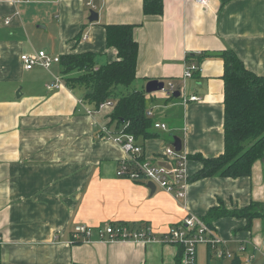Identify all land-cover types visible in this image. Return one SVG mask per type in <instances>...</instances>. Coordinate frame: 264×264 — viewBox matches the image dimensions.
Here are the masks:
<instances>
[{
  "label": "crops",
  "instance_id": "crops-1",
  "mask_svg": "<svg viewBox=\"0 0 264 264\" xmlns=\"http://www.w3.org/2000/svg\"><path fill=\"white\" fill-rule=\"evenodd\" d=\"M144 2L0 0V264H174L178 243L163 236L186 216L201 218L219 203L234 209L264 202L262 162L251 177L192 180L202 167L194 155L216 157L224 151L220 54L232 49L247 68L264 74V0H209L207 5L162 0L160 15H146ZM92 10L97 21L89 20ZM108 24L135 26L136 81L185 82V91L201 97L160 102L165 113L152 117L169 125V132L138 140L143 158L163 163L164 147L172 137L181 138L189 180L182 198L160 186L152 193L147 183L117 175L126 153L109 133L122 127L109 125L112 106L97 110L84 99L87 89L67 85L66 78L79 72L63 73L60 62L27 70L20 59L42 49L54 56L94 52L98 68L118 57L106 43ZM189 61L199 69L184 78ZM56 77L59 87H53ZM154 98L147 94V100ZM109 223L134 228L147 223L155 240L102 239L99 229ZM77 224L90 226L91 234L74 236ZM245 225L243 218L214 221L219 248L234 255L219 258L200 244L197 264L201 249L207 264H230L237 255L243 262L250 252L254 264H264V220L255 219L251 230ZM242 245L247 252H239Z\"/></svg>",
  "mask_w": 264,
  "mask_h": 264
},
{
  "label": "trees",
  "instance_id": "trees-1",
  "mask_svg": "<svg viewBox=\"0 0 264 264\" xmlns=\"http://www.w3.org/2000/svg\"><path fill=\"white\" fill-rule=\"evenodd\" d=\"M143 10L146 15H160L163 13V2L145 0ZM105 29L106 43L116 49L117 59L96 68L94 52L63 54L60 56L63 73L79 72L77 76L67 77L66 83L70 88L87 89L84 99L97 110L101 104L111 101L110 127L113 124L115 129L123 127L137 140L155 138L159 132L153 129V117L147 115L148 93L133 85L137 78L139 52V43L134 38L135 26L108 24ZM201 55L209 57L215 54ZM220 56L224 60V151L216 157L194 155L202 167L192 176V180L215 176L251 177L255 164L264 163V74L247 68L232 49H227ZM167 98L175 97L171 95ZM126 123L129 124L125 128ZM225 217L246 219L244 229L251 230L255 219L264 220V202L252 200L250 204L234 209L219 203L201 218L215 232L213 222ZM178 246L174 264H182L183 248ZM210 250L213 252L211 247ZM230 264H242L239 255Z\"/></svg>",
  "mask_w": 264,
  "mask_h": 264
},
{
  "label": "built area",
  "instance_id": "built-area-1",
  "mask_svg": "<svg viewBox=\"0 0 264 264\" xmlns=\"http://www.w3.org/2000/svg\"><path fill=\"white\" fill-rule=\"evenodd\" d=\"M197 4L207 5L209 0H194ZM23 66L27 70H31L36 66L49 69L54 63L60 62V56L51 55L46 50H39L31 53H23L20 56ZM199 67L196 63H190L186 66L184 78L192 77L193 72L198 70ZM61 78L56 77L53 87H59ZM179 90L181 95H184V102H193L201 100L198 95H187L185 91V82L179 87L175 83H165L164 88L161 90L164 95L169 97ZM111 101H107L100 105L99 109L105 106H112ZM148 116H153V111H147ZM129 123H126L125 128ZM154 128L167 129L165 123H154ZM109 136L115 142L120 144L126 153V157L121 159L117 166V175L121 178L130 179L133 181H140L144 183L152 182L156 186H160L169 193L173 194L176 198H182L186 195V188L188 185V174L186 172L185 164L186 157L181 155V151L177 152L173 143L164 147L165 161L163 163L146 160L143 158V147L138 142L136 137L125 132L122 127L121 132ZM92 228L86 224H77L74 227L73 235L79 237L80 235H90ZM99 235L102 239L108 237V241L114 240H129L134 242H147L155 240L149 225H144L139 228L122 224V223H109L103 228L99 229ZM164 239L177 242L183 248L182 264H197V247L200 244L209 245L214 252H218L219 258L225 256L231 257L234 255L232 252H225L224 249L219 248L221 243L220 238L205 223L202 218L195 214H189L183 220L180 226L171 228L164 236ZM239 252H247V246L242 245ZM255 253L250 252L246 254L242 264H254Z\"/></svg>",
  "mask_w": 264,
  "mask_h": 264
},
{
  "label": "rangeland",
  "instance_id": "rangeland-1",
  "mask_svg": "<svg viewBox=\"0 0 264 264\" xmlns=\"http://www.w3.org/2000/svg\"><path fill=\"white\" fill-rule=\"evenodd\" d=\"M146 80H141V81H135V83L133 84L134 86H137L139 87V89H144L145 90V85H146ZM168 83V82H167ZM26 87V86H25ZM146 91V90H145ZM152 94H155V97L157 98H154V99H148L146 101V107L147 109H149L150 107L153 109V113H155V116L156 114L158 115H162L165 113V110L159 105V103L161 102V104H166L167 103V96L164 95V92L162 91H158V92H154ZM186 94L189 96L190 93H188L186 91ZM175 99V98H174ZM177 99V98H176ZM167 100V101H165ZM169 100H172V99H169ZM180 100L182 102H184V95H182L180 97ZM185 103V102H184ZM154 105V106H153ZM151 109V110H152ZM179 110V108H177ZM157 118V117H156ZM154 130H156L157 132L161 133V134H166L167 132H169L170 130V127L168 125V128L167 129H161V128H153ZM172 133V132H171ZM173 135V134H172ZM174 138V137H172ZM171 142H169L168 144H170ZM199 264H207V255L205 253V251L203 249H201V252L199 251Z\"/></svg>",
  "mask_w": 264,
  "mask_h": 264
},
{
  "label": "water",
  "instance_id": "water-1",
  "mask_svg": "<svg viewBox=\"0 0 264 264\" xmlns=\"http://www.w3.org/2000/svg\"><path fill=\"white\" fill-rule=\"evenodd\" d=\"M89 20L91 22L93 21H97L98 20V13L94 10L91 11V16L89 18ZM164 81L159 80V79H151L149 80L146 85H145V90L148 94L154 93V92H158L161 91L164 88ZM181 92L179 90L175 91L173 96L175 98L180 97ZM173 146L175 147L177 152L182 151L183 148V143L180 137L178 136H174V142H173ZM147 186L151 189L152 193L155 192L156 190V185L152 182H149L147 184Z\"/></svg>",
  "mask_w": 264,
  "mask_h": 264
}]
</instances>
